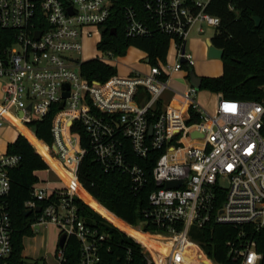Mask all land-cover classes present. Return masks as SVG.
<instances>
[{
    "label": "built area",
    "instance_id": "built-area-1",
    "mask_svg": "<svg viewBox=\"0 0 264 264\" xmlns=\"http://www.w3.org/2000/svg\"><path fill=\"white\" fill-rule=\"evenodd\" d=\"M139 1L147 20L141 19L135 7H125V35L149 38L157 32L168 36L176 62L172 66L150 65L148 72L132 70L126 76L117 74L99 82L82 74L86 61L78 56L85 39L101 36L102 40L117 0H0V29L12 32L9 44L0 45V106L14 111L26 128L55 109L54 142L51 146L43 143L74 177L71 186L59 178L61 187L39 178L32 198L25 203V210H32V229L54 224L60 235L66 234V244L71 237L78 241L77 264L101 263V245L108 237L89 226L72 204L77 196L74 187L76 183L81 185L78 169L87 153L81 134L73 131L77 124L85 131L103 170L129 176L136 193L145 189L149 178L134 158L145 160L160 153L152 171L157 188L142 211L144 222L132 226L117 217L141 234L158 237L167 244V252H156L154 257L142 242L126 233L139 245L145 264H190L196 257L184 254L187 245L202 252L205 259L201 264H217L202 243L193 239L199 236L195 230L211 229L214 224L232 226L237 231L225 242L233 261L264 264L254 238L264 232V98L237 100L219 94L215 113L209 114L197 103L194 86L190 84L182 92L173 89V74L184 70V65L195 66L193 55L187 51L192 31L203 34L204 27L216 31L220 19L207 12L212 0ZM37 33L41 34L39 38ZM95 59L116 66L118 58L104 53ZM167 92L174 93L170 104L151 124L150 116H155ZM176 98L178 107L172 106ZM194 117L199 122L189 123ZM6 124L12 123L0 113V128ZM21 159L9 153L0 155V264H10L13 251L6 199L11 190L10 172ZM50 169L54 172L49 165ZM175 181H181V186L166 188L168 182ZM53 195L57 201L45 207L40 204ZM147 226L155 231H146ZM65 247L56 250L57 264L66 261ZM131 261L130 251L125 264Z\"/></svg>",
    "mask_w": 264,
    "mask_h": 264
},
{
    "label": "trees",
    "instance_id": "trees-1",
    "mask_svg": "<svg viewBox=\"0 0 264 264\" xmlns=\"http://www.w3.org/2000/svg\"><path fill=\"white\" fill-rule=\"evenodd\" d=\"M140 4L139 0H117L111 18L103 29L98 48L118 58L125 56L130 47H135L147 53V62L155 66L158 65L159 59L166 60L170 38L157 32L149 38H128L125 35V7H135L141 19L147 20V15ZM207 12L220 19V26L211 42L224 52L223 75L215 78L204 77L201 89L222 94L229 99L261 101L264 98V0H212ZM253 17L260 18L259 27H256ZM11 34V31L0 29V45L7 46L8 36ZM191 72L193 71L188 72L187 78ZM82 74L91 81L106 82L118 74V69L116 66L92 59L82 65ZM161 109L160 102L155 116H150L151 124ZM54 115L55 109H52L47 117L30 125L34 130V138H29V130L17 124L16 128L27 139L20 135L16 142L8 146L9 154L22 158L20 165L10 172L11 190L6 199L13 227L10 264H42L40 261H27L22 255L23 238L34 236L32 229L34 218L32 215L25 216V203L32 198L33 188L40 181L38 173L48 171L49 165L53 170L57 169L58 161L49 153L46 146H51L54 142L52 134ZM195 122H199L196 117L189 123ZM73 131L81 134L82 147L87 150L78 169V178L87 192L81 186L82 190L89 197L74 196L72 204L89 226L108 237L101 245L100 264H125L130 251L132 256L130 264H145L139 245L123 230L95 212L96 210L86 200L94 197L104 208L129 225H140L144 222L142 211L148 206L151 192L157 188L152 171L160 153H154L145 160L134 158V161L145 169L149 178V184L145 189L136 193L132 189L129 176L118 172L106 173L103 170L86 141L84 130L75 124ZM52 200L57 201L58 197L53 195L51 200L40 204L45 207ZM121 220V224L128 225ZM135 230L131 231L132 235ZM145 230L155 231L148 226ZM195 232L199 236L194 235L193 239L202 243L206 254L217 264H238L228 255L225 247L226 240L233 238L237 233L234 227L214 224L211 229ZM254 238L258 252L264 256V232L257 233ZM153 245L162 249L164 242L155 239ZM64 251L66 259L64 264H77L80 258V245L75 238L71 237L68 240ZM186 254H192L199 262L205 259L202 252L193 245L187 247Z\"/></svg>",
    "mask_w": 264,
    "mask_h": 264
},
{
    "label": "rangeland",
    "instance_id": "rangeland-1",
    "mask_svg": "<svg viewBox=\"0 0 264 264\" xmlns=\"http://www.w3.org/2000/svg\"><path fill=\"white\" fill-rule=\"evenodd\" d=\"M204 28H205V32L203 34L198 33L197 30L194 29L189 37L187 44V51L193 55L195 60V66L189 68L186 65L184 67V70H182L180 74H177L171 78V84H173L172 83L173 81H178L181 87H185V88L188 87L190 85L189 79L183 76L184 75L183 73L187 72L188 74L190 70H192L196 75L198 73H201L202 75H200L199 77H203V78L204 77L215 78L214 76L220 77L223 75V68H222L223 66L220 64V62L223 63V61L219 59H211L208 56L207 40L213 38L215 36L216 31L212 28H208V27H204ZM100 40H101V36L85 39L83 41L82 54L78 56L79 59L84 61H89L99 56H102L105 52L99 50L98 48ZM131 48L135 49V47H130L127 51V54L123 57L121 56L118 57L119 60L118 62H116V66H118L117 67L118 75L120 76L126 74V69L128 66L133 65V67L135 66L137 68H140L145 63V60L147 58V56L146 58H143L144 56H142L140 52L133 51L131 50ZM175 62H176V51L172 44L169 47L166 60L162 61L159 59L158 64L172 66L175 64ZM263 91H264V87H263ZM169 97L170 94L168 92L165 93L161 103L166 104L167 103L166 101ZM196 101L209 114L215 113L217 94L212 93L211 91L205 89H200L196 94ZM1 103L2 102L0 101V104ZM11 113L13 115L15 114L14 111H12ZM7 126L8 124H6L4 128H6ZM27 129L32 134H34L33 128H27ZM57 169H59V171L54 170V172L57 175H55V173L50 169L49 171H47V173H40L39 177L41 179H48L49 182H51L55 187H61L62 185L58 183L59 178L63 180L67 176L66 173L67 170L64 168L63 164L59 161L57 163ZM75 194L80 198L89 197L79 186L76 187ZM86 202L90 204L95 210L98 209L97 208L98 205L93 206L94 201L87 199ZM104 209L108 211L106 208ZM108 212L111 213L110 211ZM119 228L122 230H126V227H121L120 225ZM33 231H34L33 237L23 238L24 254L28 258L27 261L34 260V261L42 262L41 260L44 257H47L48 264H57L54 258V254L58 248V242L60 238V231L58 227L54 224L37 225L33 228Z\"/></svg>",
    "mask_w": 264,
    "mask_h": 264
},
{
    "label": "crops",
    "instance_id": "crops-1",
    "mask_svg": "<svg viewBox=\"0 0 264 264\" xmlns=\"http://www.w3.org/2000/svg\"><path fill=\"white\" fill-rule=\"evenodd\" d=\"M131 50H133V51H138V52H140L141 54H142V56H144L143 58H146V56H147V54L145 53V52H143V51H141V50H138V49H134V48H131ZM118 60L119 59H117V62H118ZM220 64L223 66V63H221L220 62ZM116 65V64H115ZM118 67V66H117ZM149 68H150V65L148 64V62H147V60H145V63L140 67V68H137V67H133V65L132 66H128L127 67V69H126V74L125 75H123V76H126V75H128L132 70H137V71H141V72H148L149 71ZM223 68V67H222ZM181 73V71L180 72H176V73H174L173 74V76H175V75H177V74H180ZM186 73V74H185ZM184 75L183 76H185L186 78H187V72H184L183 73ZM198 76H200V75H202L201 73H198L197 74ZM218 76H220V75H218ZM213 77V76H212ZM214 77H217V76H214ZM173 84H171V81H170V85H171V87L173 88V89H175V90H177V91H179V92H182L183 90H185L186 88L185 87H181V85L179 84V82L178 81H173L172 82ZM178 86H179V88H178ZM169 94H170V97L167 99V103L166 104H162V108H166V106L168 105V104H170V99L172 98V96L174 95V93L173 92H168ZM217 95H219V94H217ZM2 98H3V92H2V87H1V83H0V101H2ZM178 99L179 98H176V100H174L173 102H172V106H175V107H178L179 106V102H178ZM1 114L3 115V116H5L12 124H8V126L6 127V128H0V155H4V154H6V153H8V146L10 145V144H13L14 142H16V140L18 139V137L20 136V135H22V133H21V131L20 130H18L17 128H16V125L14 124V120H13V115L10 113V112H8L7 110H4V109H2V111H1ZM27 129V128H26ZM24 135V134H23ZM40 141V140H39ZM42 142V141H41ZM56 171H59V169H56ZM65 172V171H64ZM40 173H47V171H42V172H39L38 173V176H39V174ZM55 173V172H54ZM67 173V175L69 174L68 173V171L66 172ZM55 175H57L56 173H55ZM40 178V177H39ZM43 180H47V181H49L48 179H43ZM82 186V185H81ZM82 188L84 189V187L82 186ZM85 190V189H84ZM86 191V190H85ZM87 192V191H86ZM89 194V193H88ZM91 197V196H90ZM90 200L91 201H94V204H93V206H96V205H98L97 206V208L98 209H96V211L99 213V214H101L102 216H104L107 220H109V221H111V223L112 224H117V226H121V227H124L123 226V224H121L120 223V220L116 217V216H114L113 214H111V213H109L108 211H106L100 204H99V202L97 201V200H95L94 199V197H91L90 198ZM109 214V215H108ZM112 217H111V216ZM113 217H114V219H113ZM59 247V246H58ZM56 253V252H55ZM22 255H23V257L26 259V260H28V258L25 256V254H24V251H23V253H22ZM54 258H55V254H54ZM56 260V259H55ZM42 262H48L47 261V257H44L42 260H41ZM30 262H34V260H30ZM57 262V261H56Z\"/></svg>",
    "mask_w": 264,
    "mask_h": 264
},
{
    "label": "water",
    "instance_id": "water-1",
    "mask_svg": "<svg viewBox=\"0 0 264 264\" xmlns=\"http://www.w3.org/2000/svg\"><path fill=\"white\" fill-rule=\"evenodd\" d=\"M253 21L255 22L256 27H259L261 25L260 18L253 17ZM113 32H115V31H113ZM40 35H41L40 33H37V38H39ZM207 45H208V56L211 59H219V60L223 59V57H224L223 50H220V49L216 48L215 46H213L211 41H207ZM182 62L185 63V60L183 59ZM188 79H189L190 84L192 86H194L197 89V91L201 89L203 77H199L194 72H191ZM67 89H68V86H67ZM67 97H68V93H65L64 98H67ZM63 106H64V101L61 103L60 107L62 108ZM30 109H31V107H29V110ZM20 115H22V113ZM152 132H153V127L151 126L150 127V133H152ZM194 136H199V134L195 133ZM181 184H182L181 181L168 182L166 184V188H168V189L177 188V187H180ZM40 211H41V207H38L36 209V212L39 213ZM31 214H32V210H25V216L26 217H29ZM66 240H67L66 234L60 235L58 246L60 248H64L65 244H66Z\"/></svg>",
    "mask_w": 264,
    "mask_h": 264
},
{
    "label": "bare ground",
    "instance_id": "bare-ground-1",
    "mask_svg": "<svg viewBox=\"0 0 264 264\" xmlns=\"http://www.w3.org/2000/svg\"><path fill=\"white\" fill-rule=\"evenodd\" d=\"M2 109H4V108H2L1 106H0V113H1V111H2ZM5 110V109H4ZM8 112H10L9 110H7ZM11 113V112H10ZM12 114V113H11ZM13 115V114H12ZM14 116V115H13ZM13 120H14V124L15 125H21V126H23L22 125V123L14 116L13 117ZM25 127V126H24ZM26 128V127H25ZM25 136V135H24ZM26 137V136H25ZM28 137L29 138H34L35 137V135L34 134H32L30 131H29V133H28ZM63 181L67 184V185H69V186H71L72 184H73V182H74V177L72 176V175H70V174H68L64 179H63ZM77 186H79L80 188H81V185L80 184H78V183H76V185H75V187H74V193H75V190H76V187ZM115 226H117V224H115ZM124 227H126V230H123L125 233H127L128 235H130V236H133L134 238H136L137 240H139L140 242H142L148 249H150L151 250V252L153 253V256L155 257V254H156V252H162V253H166L167 252V244L164 242V245H163V248L162 249H158L156 246H154L153 245V242H154V240L155 239H158V240H160L158 237H155V236H147V235H143V234H141L140 232H138L137 230H135V232H134V235H132L131 234V231L132 230H134L133 228H131L129 225H123ZM118 228H119V226H117ZM122 230V229H121ZM189 245H187V247H188ZM187 247L185 248V250H184V254H186V249H187ZM190 264H201L199 261H197V260H195V261H193L192 263H190Z\"/></svg>",
    "mask_w": 264,
    "mask_h": 264
}]
</instances>
